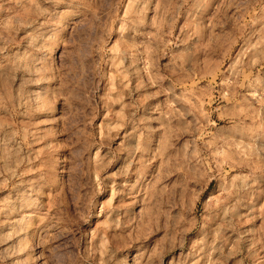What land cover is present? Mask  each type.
Instances as JSON below:
<instances>
[{
    "label": "rangeland",
    "instance_id": "1",
    "mask_svg": "<svg viewBox=\"0 0 264 264\" xmlns=\"http://www.w3.org/2000/svg\"><path fill=\"white\" fill-rule=\"evenodd\" d=\"M0 264H264V0H0Z\"/></svg>",
    "mask_w": 264,
    "mask_h": 264
},
{
    "label": "clouds",
    "instance_id": "2",
    "mask_svg": "<svg viewBox=\"0 0 264 264\" xmlns=\"http://www.w3.org/2000/svg\"><path fill=\"white\" fill-rule=\"evenodd\" d=\"M56 251H57V249H53L52 250L53 255H52V257L49 258L50 260L56 258V255H55L56 254Z\"/></svg>",
    "mask_w": 264,
    "mask_h": 264
}]
</instances>
